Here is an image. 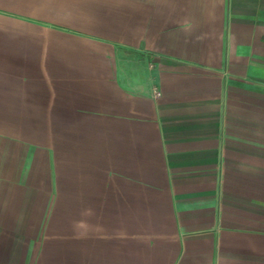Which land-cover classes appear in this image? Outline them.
<instances>
[{
  "label": "crops",
  "instance_id": "1",
  "mask_svg": "<svg viewBox=\"0 0 264 264\" xmlns=\"http://www.w3.org/2000/svg\"><path fill=\"white\" fill-rule=\"evenodd\" d=\"M0 264H264V0H0Z\"/></svg>",
  "mask_w": 264,
  "mask_h": 264
}]
</instances>
